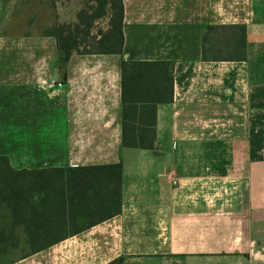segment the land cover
<instances>
[{"label": "crops", "instance_id": "obj_1", "mask_svg": "<svg viewBox=\"0 0 264 264\" xmlns=\"http://www.w3.org/2000/svg\"><path fill=\"white\" fill-rule=\"evenodd\" d=\"M18 2L0 0V154L28 199L0 210V232L20 240L3 264H264L258 208L251 198L247 216L243 199L257 185L244 163L260 134L264 0H123L122 52H75L63 65L54 36L19 32ZM208 24H245L247 58L204 60ZM124 60L174 64L152 149L122 146ZM113 163L123 166L116 215L71 208L66 186L47 193L48 169ZM72 221L97 223L71 233ZM30 233L62 239L30 252Z\"/></svg>", "mask_w": 264, "mask_h": 264}, {"label": "trees", "instance_id": "obj_2", "mask_svg": "<svg viewBox=\"0 0 264 264\" xmlns=\"http://www.w3.org/2000/svg\"><path fill=\"white\" fill-rule=\"evenodd\" d=\"M108 18L106 29L94 28ZM123 0H85L77 13V20L70 23L55 22L43 31L54 36L59 51L58 62L65 64L77 53L119 54L123 50L124 33ZM202 57L206 61H242L247 58V27L245 24H208L202 33ZM122 71V146L124 148L152 149L157 135V107L174 99V64L170 61H126ZM8 156L0 154V210L4 205L16 210L27 203V190L18 189V173ZM42 175L44 182L53 187L66 186L65 195L71 208L81 206L80 213L87 217L107 219L121 211L122 172L121 163L54 167ZM25 181V180H24ZM47 197H53L48 195ZM21 206V205H20ZM75 208V207H74ZM15 212V211H14ZM96 221L79 225L69 223L71 233L94 225ZM62 238H39L33 233L25 241L30 252H36ZM20 240L10 232H0V256ZM122 257L107 264H123Z\"/></svg>", "mask_w": 264, "mask_h": 264}, {"label": "rangeland", "instance_id": "obj_3", "mask_svg": "<svg viewBox=\"0 0 264 264\" xmlns=\"http://www.w3.org/2000/svg\"><path fill=\"white\" fill-rule=\"evenodd\" d=\"M80 3L85 4V0H19L16 18L18 22V29L20 33H43L45 28L60 22H73L75 12ZM73 8L71 9V7ZM70 11L73 12L70 13ZM109 19L106 17L97 23L94 32L97 28L106 29L108 27ZM256 113V111H254ZM254 113V117H255ZM258 123L260 124L259 137H255L254 141L248 143L246 151L249 158L245 159L244 167H246V179L250 181L251 174L254 173V180H257V185L254 187L252 193L250 190H245L243 193L244 205H246L247 216H250V199L252 198L256 203L258 210L255 215H258V234L259 241L254 243L256 245H264V93L260 94L259 111H257ZM250 232V231H249ZM246 242V241H245ZM248 244L250 245V236L248 234ZM14 255L0 256V264L14 258Z\"/></svg>", "mask_w": 264, "mask_h": 264}]
</instances>
